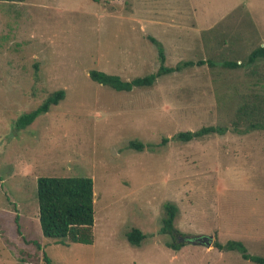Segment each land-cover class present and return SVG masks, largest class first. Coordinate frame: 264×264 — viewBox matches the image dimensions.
Instances as JSON below:
<instances>
[{"label":"rangeland","instance_id":"obj_1","mask_svg":"<svg viewBox=\"0 0 264 264\" xmlns=\"http://www.w3.org/2000/svg\"><path fill=\"white\" fill-rule=\"evenodd\" d=\"M150 38L167 67H214H184L131 92L90 78L92 70L127 81L156 73ZM259 46L264 0L0 2V264H48L46 256L51 264H257L214 243L240 241L264 256V131L232 126L241 97L264 89L246 65ZM58 90L63 101L16 130ZM208 126L226 134L174 138ZM134 140L145 149H130ZM39 177L92 178L93 244L43 235ZM167 203L179 208L182 233L211 245L170 248ZM134 228L146 235L139 246L127 238Z\"/></svg>","mask_w":264,"mask_h":264},{"label":"trees","instance_id":"obj_2","mask_svg":"<svg viewBox=\"0 0 264 264\" xmlns=\"http://www.w3.org/2000/svg\"><path fill=\"white\" fill-rule=\"evenodd\" d=\"M27 0H0L12 4L24 3ZM159 48L160 67L156 73L144 77L124 80L120 76L108 74L103 71H90V78L103 86H108L118 92H131L135 88L153 87L158 79L164 75L180 72L184 67L204 66L209 64L214 67L213 61L199 60L198 62H186L176 67L166 66L165 51L159 42L150 38ZM263 63L261 66L258 63ZM247 66L254 65L251 74L264 81V46L254 49L246 60ZM224 68L238 69L242 63L236 61H224L221 64ZM66 91L58 90L49 95L41 105L36 109L21 115L16 123L17 131L25 129L32 125L36 119L44 113L51 110L52 106L58 105L65 99ZM235 132L247 134L256 130L264 131V89L257 90L241 97V103L238 106L235 119L232 121ZM226 129L217 126L202 127L197 131L180 132L174 138L182 142H189L200 139L205 136L219 134L225 135ZM168 139L163 140V144ZM129 148L137 151L145 149L144 144L138 141H131ZM37 199L39 204V222L42 233L45 237L54 239L58 243L69 239L73 243L93 244L94 236L92 228L95 224L94 214V183L90 177H39L37 179ZM165 217L163 219L162 233L171 238L168 244L175 251H180L188 245L190 237L185 235L175 226L178 217L179 208L173 203H167L165 206ZM19 216L16 217L18 222ZM128 241L134 245H141L146 239V235L137 228L132 229L127 234ZM219 250H237L242 254L245 260L253 261L257 264H264V256H253L249 254L240 241H229L222 244L219 241L214 243ZM48 264L51 261L47 258Z\"/></svg>","mask_w":264,"mask_h":264},{"label":"water","instance_id":"obj_3","mask_svg":"<svg viewBox=\"0 0 264 264\" xmlns=\"http://www.w3.org/2000/svg\"><path fill=\"white\" fill-rule=\"evenodd\" d=\"M210 238H201L199 240H196L194 241L193 239H191L192 242H196V243H199V244H207L208 246L211 245V242H210Z\"/></svg>","mask_w":264,"mask_h":264}]
</instances>
